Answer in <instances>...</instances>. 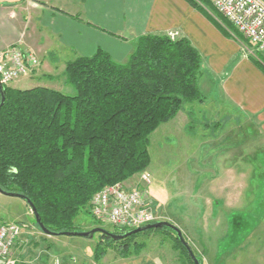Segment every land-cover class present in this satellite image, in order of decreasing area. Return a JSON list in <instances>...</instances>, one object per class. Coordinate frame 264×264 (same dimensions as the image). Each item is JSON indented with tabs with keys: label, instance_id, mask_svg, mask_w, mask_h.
Returning a JSON list of instances; mask_svg holds the SVG:
<instances>
[{
	"label": "trees",
	"instance_id": "trees-1",
	"mask_svg": "<svg viewBox=\"0 0 264 264\" xmlns=\"http://www.w3.org/2000/svg\"><path fill=\"white\" fill-rule=\"evenodd\" d=\"M199 1L211 6L210 0ZM253 60L264 70V63ZM202 63V54L188 38L146 34L126 62L116 61L102 48L68 61L65 83L75 89L74 95L46 86L4 85L1 189L30 200L54 235L82 231L76 219L83 210L91 214L93 195L146 171L151 164V135L175 118L185 103L203 101ZM1 99L0 91V103ZM153 231L171 237L182 264H195L168 226L119 240L102 234L105 243L97 242L95 261L100 262L115 243L119 256L139 255L145 243L135 239Z\"/></svg>",
	"mask_w": 264,
	"mask_h": 264
},
{
	"label": "crops",
	"instance_id": "crops-1",
	"mask_svg": "<svg viewBox=\"0 0 264 264\" xmlns=\"http://www.w3.org/2000/svg\"><path fill=\"white\" fill-rule=\"evenodd\" d=\"M212 6V3L209 6L199 0H194V4L190 0H0V49L21 43L24 49L40 58L41 77L38 79L42 80L43 75L52 80L56 79L57 58L62 59L61 71L65 75L68 61L79 56H92L99 48L109 52L116 61L126 62L141 36L175 33L176 39L188 38L203 56L199 77L203 101L198 103L206 104L210 95L217 111L229 106L242 113L245 120L255 119L264 132V70L251 56L255 48L226 18L228 23H224ZM45 40L51 45L47 43L44 51ZM20 78L9 86L18 88L15 84ZM194 103L185 104L192 106ZM184 105L166 124H173L180 117L184 128H188L192 108L187 107L186 111ZM220 190V193L213 194L214 198L207 197V209L201 210L198 202L195 203L197 206L192 203L187 212L181 213V218L147 192L161 221H168L182 231L193 243L194 248L191 247L201 264H245L250 258L251 264H264L262 238L251 243V255L229 262L226 259L222 239L230 234V218L239 199L233 191ZM34 232L38 234V231ZM39 232L40 237L45 234ZM26 234L29 230L24 228L17 246L22 244ZM48 236L54 242L60 235ZM69 242L76 246L86 244ZM96 244L94 247L87 245L88 251L93 252L92 257L91 251L88 252L87 264H182L180 253L172 245L168 248L160 245L157 250L147 246L139 255L126 258L107 251L97 263L94 258ZM76 259L79 258L72 257L66 264H75ZM77 262L86 264L82 258Z\"/></svg>",
	"mask_w": 264,
	"mask_h": 264
},
{
	"label": "rangeland",
	"instance_id": "rangeland-1",
	"mask_svg": "<svg viewBox=\"0 0 264 264\" xmlns=\"http://www.w3.org/2000/svg\"><path fill=\"white\" fill-rule=\"evenodd\" d=\"M233 31L237 32L235 29ZM44 42L42 50L45 51L47 43L51 45V42ZM251 56L264 63L263 52L254 49ZM38 59L40 62L39 57ZM61 61L60 58L56 59V79L49 80L43 75L42 80L38 79L41 77L39 63L15 85L19 89L38 85L53 86L74 95L75 89L64 82ZM211 99L212 96L208 95L207 105L198 102L192 106L184 105V110L187 107L192 108L187 129L184 128L183 119L179 117L173 124L161 125L151 135V164L144 171L150 174L151 182L148 185L140 183L151 196L156 197L162 204L165 203L177 218H181V213L187 212L192 203L196 205L198 202L201 210L207 209V197L214 198L213 194L220 193V189L225 192L233 191L235 196L238 195L239 205L230 218V234L222 239L229 262L240 256L251 255V243L258 238L264 239V132L255 119L245 120L242 113L230 109L229 106L217 111L215 102H211ZM128 181L131 185L138 184L140 174L125 182ZM152 209L160 217L158 211L154 207ZM0 222H18L29 230V234L23 235L22 244L15 250L17 261L26 264H66L72 257L79 258L75 260V264H78L80 258L87 264V254L91 251H88L87 245L94 247L95 242L104 240L100 232H96L92 238L60 235L55 237L57 240H53L54 242L47 238L50 237L49 234L45 233L40 237L41 230L27 202L21 197L3 193H0ZM76 223L81 229L102 227L110 232L115 231L108 223H99L100 226H96L98 223L95 218L84 210L77 217ZM35 230L38 234H35ZM185 238L192 246L193 243ZM70 240L86 244L76 246ZM135 241L144 242L145 247H154L156 250L160 245L168 248L174 244L171 237L161 231L141 234ZM118 247L115 243L108 247V251L118 256ZM90 256H93L92 251ZM57 259L60 263H57ZM245 264H251V258Z\"/></svg>",
	"mask_w": 264,
	"mask_h": 264
},
{
	"label": "built area",
	"instance_id": "built-area-1",
	"mask_svg": "<svg viewBox=\"0 0 264 264\" xmlns=\"http://www.w3.org/2000/svg\"><path fill=\"white\" fill-rule=\"evenodd\" d=\"M210 2L257 51L264 52L263 0ZM169 36L176 39L175 33ZM39 63L35 53L24 49L22 44L0 49V80L3 85H9L28 75ZM139 174L140 181L136 185L126 182L109 185L93 195L90 212L98 223H108L116 230L128 232L161 221L152 209L147 189L141 187V183L150 184L151 176L147 172ZM23 230L24 226L18 222H0V264L19 263L15 249Z\"/></svg>",
	"mask_w": 264,
	"mask_h": 264
},
{
	"label": "water",
	"instance_id": "water-1",
	"mask_svg": "<svg viewBox=\"0 0 264 264\" xmlns=\"http://www.w3.org/2000/svg\"><path fill=\"white\" fill-rule=\"evenodd\" d=\"M0 91H1V94H2V99H1V103H0V108L1 106L4 104L5 102V91H4V85L2 84L1 80H0ZM0 193H3V194H7V195H12V196H18V197H21L23 198L28 204H29V207L31 208V211L32 213L34 214V216L36 217V223L40 226V228L44 231V233L46 234H49V235H54L53 233L49 232L42 220H41V217L37 211V208L35 207V205L28 199H26L24 196H21L19 194H15V193H6L4 192L1 187H0ZM164 226H168V227H171L172 229H174L177 234H178V237L180 238V240L182 241V243L186 246V248L188 249L189 251V254L190 256L192 257V259L194 260L195 264H201V261L200 259L195 255L192 247L190 246V244L187 242V240L185 239L182 231L177 227L175 226L174 224L168 222V221H158L156 223H153V224H149V225H146L144 227H140V228H137V229H134V230H131V231H128L124 234H115V233H112L110 231H108L107 229L105 228H102V227H95L91 230H88V231H77V232H66V233H62V234H59V235H68V236H82V237H88V238H92L94 237V234L96 232H100L101 234H105L113 239H122L124 237H127V236H130L132 234H136L138 232H141V231H145V230H148V229H152V228H161V227H164Z\"/></svg>",
	"mask_w": 264,
	"mask_h": 264
}]
</instances>
